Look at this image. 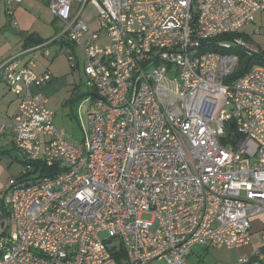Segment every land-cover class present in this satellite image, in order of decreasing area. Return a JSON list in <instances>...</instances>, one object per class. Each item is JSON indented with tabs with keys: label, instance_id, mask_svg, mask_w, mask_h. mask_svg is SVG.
<instances>
[{
	"label": "built area",
	"instance_id": "1",
	"mask_svg": "<svg viewBox=\"0 0 264 264\" xmlns=\"http://www.w3.org/2000/svg\"><path fill=\"white\" fill-rule=\"evenodd\" d=\"M34 1L61 25L45 44L81 48L95 95L69 142L41 92L50 73L18 69V55L0 62L17 102L0 140L11 132L26 169L56 172L0 193V264H189L194 246L247 245L264 213V66L232 75L240 54H260L239 30L264 0Z\"/></svg>",
	"mask_w": 264,
	"mask_h": 264
},
{
	"label": "crops",
	"instance_id": "2",
	"mask_svg": "<svg viewBox=\"0 0 264 264\" xmlns=\"http://www.w3.org/2000/svg\"><path fill=\"white\" fill-rule=\"evenodd\" d=\"M7 8L13 11L11 22L5 13ZM94 14L93 6L88 5L85 11V20L92 31H96L98 28L97 22L93 19ZM13 21L16 25H13ZM7 22L12 29L17 30L18 34L3 30ZM59 26V22L47 6L38 4L34 0H22L19 4H7L5 0H0V62L18 55V69L30 67V63H33L31 67L33 72L42 73L47 70L51 75V80L43 85L41 92L47 103L50 98H54V103L58 107H62V105L66 106L67 102L74 100L72 99L76 92L74 75L80 69L84 75V57L82 54V58L77 60V67L72 69L67 54H74V48L60 43L45 44L57 34ZM103 41H106L105 35ZM86 87L89 89V93L83 96L92 101L95 95L94 90ZM62 93H66V95L60 98ZM70 106L72 107L71 111ZM74 106L75 103L68 106L69 119L75 117L72 114ZM16 108V98L0 76V123H7ZM53 121L56 128L60 123H65V121L68 123V120L63 117L58 120L53 118ZM13 140L11 132H7L0 140V193L13 184V181L10 180L4 183L5 179H3L6 173L7 157L12 158L10 151L13 148ZM262 247H264V213L251 219L250 242L247 245L230 250L194 246L187 261L189 264H239V256L245 255L255 260Z\"/></svg>",
	"mask_w": 264,
	"mask_h": 264
},
{
	"label": "rangeland",
	"instance_id": "3",
	"mask_svg": "<svg viewBox=\"0 0 264 264\" xmlns=\"http://www.w3.org/2000/svg\"><path fill=\"white\" fill-rule=\"evenodd\" d=\"M38 4L46 6V3H38ZM60 31H61V25L58 27L57 33ZM239 33L247 39L248 43L251 46L256 47L260 51V58L264 60V11L256 14L254 18V22L241 28L239 30ZM100 34L102 37H104L105 31L101 30ZM70 46L74 48V54L77 57V60L79 61L82 58V54H83L81 48L72 44H70ZM84 76L85 75L82 74L81 69L79 70V72H76L74 75L76 92L72 96L73 97L72 99L81 96V99L75 103V106L72 111L75 118L70 117L69 119L68 117L69 114L68 106L72 104V101L67 102L66 106L62 105V107H58L57 104L54 103V98L52 99L50 98L46 105L48 109L52 111L54 115L53 118H55V120H58L61 117L68 120V123L67 121H65V123H60L57 129L59 131L64 132L65 140L73 143L82 140V131L87 126L85 106L89 105L88 104L89 98L83 95L89 93V89H87V87L85 86L86 78ZM66 93L65 94L62 93L60 98L65 97ZM10 152L12 158L7 157V161H6L7 163L5 167L6 173L3 177V179H5L4 183L10 180L13 181V184H16L23 180L31 181L39 177V172H35L33 169H26L27 165L26 163H24L23 156L16 149L12 148ZM6 190L7 188H5L2 192H5ZM142 218L146 220L150 219L149 216H143ZM7 242H8L7 233L6 234L4 233L1 237L0 243L1 245H6Z\"/></svg>",
	"mask_w": 264,
	"mask_h": 264
},
{
	"label": "trees",
	"instance_id": "4",
	"mask_svg": "<svg viewBox=\"0 0 264 264\" xmlns=\"http://www.w3.org/2000/svg\"><path fill=\"white\" fill-rule=\"evenodd\" d=\"M253 64H260L264 66V60L260 58V54L254 57H245L243 54H240L238 69L233 73L232 77L235 78L243 74ZM33 170L35 172H39L38 178H42L45 176H51L54 173H56L54 168H49L39 163H33ZM1 207L2 205L0 204V209ZM259 254L264 256V247L261 248Z\"/></svg>",
	"mask_w": 264,
	"mask_h": 264
},
{
	"label": "water",
	"instance_id": "5",
	"mask_svg": "<svg viewBox=\"0 0 264 264\" xmlns=\"http://www.w3.org/2000/svg\"><path fill=\"white\" fill-rule=\"evenodd\" d=\"M4 31H9V32H13V33H16L18 34L17 30H14L10 27V24L9 22H7L3 28ZM81 99V96L74 99L72 101V104L73 105L74 103L78 102L79 100ZM71 106H70V111H71ZM71 113V112H70ZM73 114V113H72ZM75 118V117H74ZM6 227H7V210H6V207H5V204H4V200L2 199V208H1V212H0V236L5 232L6 230Z\"/></svg>",
	"mask_w": 264,
	"mask_h": 264
}]
</instances>
